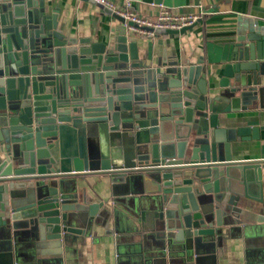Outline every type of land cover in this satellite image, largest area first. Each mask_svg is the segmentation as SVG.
I'll list each match as a JSON object with an SVG mask.
<instances>
[{"label":"water","instance_id":"95a60500","mask_svg":"<svg viewBox=\"0 0 264 264\" xmlns=\"http://www.w3.org/2000/svg\"><path fill=\"white\" fill-rule=\"evenodd\" d=\"M109 13L115 37L98 43L66 35L40 0H0V264H65L66 246L110 220L105 235L134 264L198 262L248 201L264 204L260 163L233 160L258 130L223 127L264 108V39L238 37L216 82L202 59L144 63ZM88 175L109 183V199L91 202ZM258 222L245 229L264 252ZM125 234L137 241L123 245Z\"/></svg>","mask_w":264,"mask_h":264},{"label":"crops","instance_id":"0c3cea01","mask_svg":"<svg viewBox=\"0 0 264 264\" xmlns=\"http://www.w3.org/2000/svg\"><path fill=\"white\" fill-rule=\"evenodd\" d=\"M118 7L124 0H111ZM46 14L58 12L59 27L66 35L76 38H91L94 42H107L115 37L118 23L109 10L96 5L91 0H40ZM132 9L142 16H155L163 5L176 15H197V25L185 34H157L155 38L138 37L139 56L144 63L159 72L169 66L196 64L203 60L210 78L218 82L230 47L238 37L257 35L264 39V0H163L162 4L146 3L144 0H131ZM229 124L223 127L257 129L259 138L237 144L233 151L234 161H258L262 171L264 197V108L254 106L224 116ZM250 138V137H249ZM80 189L87 188L92 203L100 198H110L109 183L100 176L88 175L80 181ZM242 223L225 234L210 248V255L198 262L174 264H264V252L258 247L259 235L256 231L246 233L245 225L257 226L258 219L264 220V204L247 202L242 215ZM264 225V224H263ZM114 228L110 220L106 229L95 226L89 238H80L68 245L64 253L65 264H134L136 255L118 254L112 237L105 235ZM123 244L129 246L137 241L136 236ZM250 253V255H249ZM252 253V254H251Z\"/></svg>","mask_w":264,"mask_h":264},{"label":"built area","instance_id":"2783aa9c","mask_svg":"<svg viewBox=\"0 0 264 264\" xmlns=\"http://www.w3.org/2000/svg\"><path fill=\"white\" fill-rule=\"evenodd\" d=\"M125 20V26L135 37L155 38L159 31H181L193 27L200 17L197 15H176L163 5L155 16H142L132 10L131 0H124L118 7L111 0H91ZM131 24V25H130Z\"/></svg>","mask_w":264,"mask_h":264}]
</instances>
